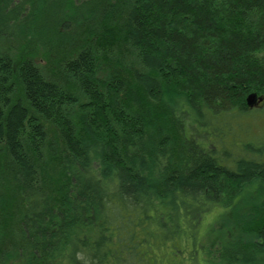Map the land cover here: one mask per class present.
I'll use <instances>...</instances> for the list:
<instances>
[{"label": "trees", "instance_id": "trees-1", "mask_svg": "<svg viewBox=\"0 0 264 264\" xmlns=\"http://www.w3.org/2000/svg\"><path fill=\"white\" fill-rule=\"evenodd\" d=\"M254 187L264 0H0V264H264Z\"/></svg>", "mask_w": 264, "mask_h": 264}, {"label": "rangeland", "instance_id": "rangeland-1", "mask_svg": "<svg viewBox=\"0 0 264 264\" xmlns=\"http://www.w3.org/2000/svg\"><path fill=\"white\" fill-rule=\"evenodd\" d=\"M220 24H222L220 22ZM219 24V25H220ZM46 66L51 69L54 70L55 69V64H51V63H47ZM255 123V122H254ZM263 125V122H257L255 123V126H253L254 132L255 134L259 133V128H261ZM253 127L251 125L250 130L248 131V133H244L242 134V132L239 130L238 131V135H240V140L241 143L246 142V141H251L252 139L255 140V138H253L251 136V133L253 131ZM235 133H237V129L234 130ZM225 142L227 145L228 143H230L231 141H228V138H226ZM256 144H258L261 141H254ZM236 146V145H235ZM238 146H241L238 143ZM237 146V149L239 150V147ZM247 199L250 200V202H244L242 204L239 205V210L241 211V214H243L244 212H246L249 208V206H245L251 203H255V204H260L263 200H264V190L262 191L261 189H256V187H254L253 189H251L250 193L247 195ZM246 197L242 198L243 200H247ZM253 200V202H252ZM229 210L228 209H219L218 211H216L215 213L211 214V215H207L204 216L203 219H200L199 224L197 226V231L200 232V235L202 234V236L207 239V242H210L211 240H214L215 242H217V240H220V238H225V237H229L232 234V231H227L226 228H231L232 227V222L235 220V215H230L228 214ZM195 221V220H194ZM188 222H191V220H188ZM215 229L219 230H223V232L221 234H219V232L214 233ZM235 231V229H234ZM218 234V236H214ZM215 245V244H214ZM178 251V253L176 252ZM186 250L183 251L182 245L177 242H171L168 244V248L166 249V253L169 255V258L172 259V263L171 264H184L183 258L185 255ZM161 256H165V255H161ZM205 256V254L201 253V257ZM166 257V256H165ZM200 257V258H201Z\"/></svg>", "mask_w": 264, "mask_h": 264}, {"label": "bare ground", "instance_id": "bare-ground-1", "mask_svg": "<svg viewBox=\"0 0 264 264\" xmlns=\"http://www.w3.org/2000/svg\"><path fill=\"white\" fill-rule=\"evenodd\" d=\"M78 2V3H77ZM76 3L77 4H79L81 1H77ZM65 7L67 8V10L68 11H72V5L70 4L69 5V3H66L65 4ZM46 36L47 35H39V36H37L36 37V39H39V38H44V39H46ZM73 36V34H69V33H66V34H64V36L61 38V39H58L59 38V36H57V37H54V36H49L48 37V39H47V41H48V44L51 46V47H53L54 45H56V43H58V44H60L61 46L62 45H65V43L69 40V39H71V37ZM59 41H58V40ZM41 41V40H40ZM42 43H44L43 41H41ZM36 50L35 49H32V52H35ZM48 72L49 73H54L53 71H51V69H49L48 70ZM55 74V73H54ZM53 74V75H54ZM176 119L178 120V118L176 117ZM179 121V120H178ZM187 132H188V130H187ZM227 147V145H226V143H220V144H218L217 145V147L216 148H218V149H224V148H226ZM170 201H176L177 203H182V202H185L187 205H194L195 203L194 202H190L191 200H192V198H187V200H185V201H180V199L178 198V199H176V197H171L170 199H169Z\"/></svg>", "mask_w": 264, "mask_h": 264}, {"label": "water", "instance_id": "water-1", "mask_svg": "<svg viewBox=\"0 0 264 264\" xmlns=\"http://www.w3.org/2000/svg\"><path fill=\"white\" fill-rule=\"evenodd\" d=\"M262 100L258 98V96L256 94H250L247 97V104L250 108H253L254 106L258 105L259 102H261Z\"/></svg>", "mask_w": 264, "mask_h": 264}]
</instances>
